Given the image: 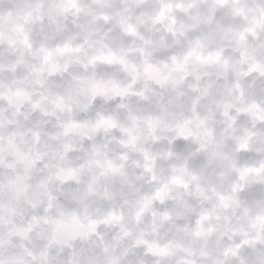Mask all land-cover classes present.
Here are the masks:
<instances>
[{"label": "clouds", "instance_id": "obj_1", "mask_svg": "<svg viewBox=\"0 0 264 264\" xmlns=\"http://www.w3.org/2000/svg\"><path fill=\"white\" fill-rule=\"evenodd\" d=\"M0 264H264V0H0Z\"/></svg>", "mask_w": 264, "mask_h": 264}]
</instances>
